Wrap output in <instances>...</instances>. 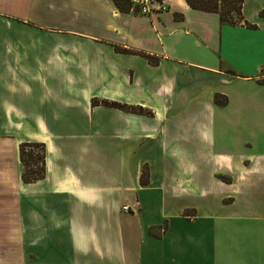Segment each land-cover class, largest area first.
Listing matches in <instances>:
<instances>
[{"label": "crops", "instance_id": "obj_1", "mask_svg": "<svg viewBox=\"0 0 264 264\" xmlns=\"http://www.w3.org/2000/svg\"><path fill=\"white\" fill-rule=\"evenodd\" d=\"M126 1L0 0V264H264V0Z\"/></svg>", "mask_w": 264, "mask_h": 264}, {"label": "trees", "instance_id": "obj_2", "mask_svg": "<svg viewBox=\"0 0 264 264\" xmlns=\"http://www.w3.org/2000/svg\"><path fill=\"white\" fill-rule=\"evenodd\" d=\"M163 2L164 0H155ZM245 0H186L189 6L195 10L216 13L221 21L230 25H237L244 21L243 5ZM116 5L125 10L131 7L132 3L126 0H115ZM223 99V100H222ZM216 102L225 104L226 98L216 96ZM121 110L134 113L151 115L152 112L143 108H129L118 103L104 102ZM20 161L22 164V181L26 184L35 183L45 177L46 174V149L43 143H22L20 145ZM147 172L144 173L142 182L145 183Z\"/></svg>", "mask_w": 264, "mask_h": 264}, {"label": "built area", "instance_id": "obj_3", "mask_svg": "<svg viewBox=\"0 0 264 264\" xmlns=\"http://www.w3.org/2000/svg\"><path fill=\"white\" fill-rule=\"evenodd\" d=\"M141 15H151L152 5L157 3L155 0H134Z\"/></svg>", "mask_w": 264, "mask_h": 264}]
</instances>
